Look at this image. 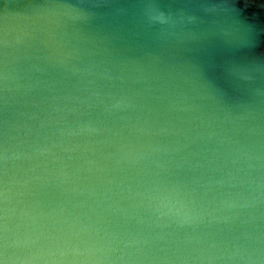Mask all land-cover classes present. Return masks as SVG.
<instances>
[{
    "label": "water",
    "instance_id": "obj_1",
    "mask_svg": "<svg viewBox=\"0 0 264 264\" xmlns=\"http://www.w3.org/2000/svg\"><path fill=\"white\" fill-rule=\"evenodd\" d=\"M0 264H264V0H0Z\"/></svg>",
    "mask_w": 264,
    "mask_h": 264
},
{
    "label": "clouds",
    "instance_id": "obj_2",
    "mask_svg": "<svg viewBox=\"0 0 264 264\" xmlns=\"http://www.w3.org/2000/svg\"><path fill=\"white\" fill-rule=\"evenodd\" d=\"M160 19H163V17H160Z\"/></svg>",
    "mask_w": 264,
    "mask_h": 264
}]
</instances>
